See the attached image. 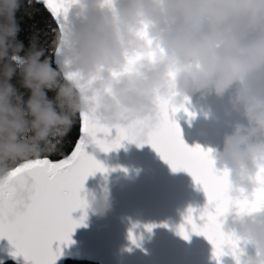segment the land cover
<instances>
[{"label": "clouds", "instance_id": "1", "mask_svg": "<svg viewBox=\"0 0 264 264\" xmlns=\"http://www.w3.org/2000/svg\"><path fill=\"white\" fill-rule=\"evenodd\" d=\"M24 2L0 0V180L53 155L82 115L109 129L147 126L162 101L214 97L234 120L211 149L213 168L231 200L253 198L264 168V0H70L50 50L34 40L26 53ZM87 205L98 217L111 210L107 193ZM221 219L240 264H264V210L233 205Z\"/></svg>", "mask_w": 264, "mask_h": 264}, {"label": "snow or ice", "instance_id": "2", "mask_svg": "<svg viewBox=\"0 0 264 264\" xmlns=\"http://www.w3.org/2000/svg\"><path fill=\"white\" fill-rule=\"evenodd\" d=\"M26 2L29 9L42 7L47 11L55 24V28H50L55 38L60 28L61 14L65 11L63 5L70 0ZM33 14L28 13L30 16ZM180 111L189 117L194 116L185 105L175 106L162 101L155 123L115 128V138L110 141L107 138L113 129L93 124L82 115L79 139L77 135L71 139L65 137L53 154L58 159L45 156L25 162L0 180V238H7L15 249L14 255H22L27 264H56L61 249L57 247L53 250V244L71 243L72 233L82 226L86 218V213L80 220L72 218L73 212H85L88 207L87 200L81 196L85 181L98 172L104 174L108 171L85 149L91 143L100 151L108 153L122 147L123 141H128L138 147L151 145L173 172H187L206 194L208 203L205 208L198 217H194V210L189 209L185 223L178 228V234L185 240L191 234L203 236L212 245V255L217 264H221V258L228 254L232 255L235 264H240L239 243L222 231L221 218L233 205L249 212L264 210V168L257 173L259 187L251 200H231L227 174H219L214 170L212 150H205L199 145L189 147L184 142L175 119ZM98 134H103L105 138L99 139ZM21 185L27 192L24 198L19 194ZM136 227L138 225L133 226ZM144 227L151 232L156 225ZM129 239L137 244L132 230L129 231Z\"/></svg>", "mask_w": 264, "mask_h": 264}, {"label": "water", "instance_id": "3", "mask_svg": "<svg viewBox=\"0 0 264 264\" xmlns=\"http://www.w3.org/2000/svg\"><path fill=\"white\" fill-rule=\"evenodd\" d=\"M194 113L184 111L175 119L182 138L189 147L199 145L205 150L222 148L223 136L231 131L234 117L226 116V101L210 97L192 98L185 105ZM104 139L103 134H98ZM115 138V130L107 138ZM85 151L101 162L107 173H96L85 181L81 196L87 202L107 193L111 210L103 217L90 210L72 213L74 220L86 218L72 233L71 243L53 244L61 249L56 264L67 261L93 264H217L212 245L203 237L191 234L188 240L178 234L185 223L189 209L194 217L207 205V197L187 172H173L170 166L149 144L138 147L122 142V147L104 153L89 143ZM202 223V221H198ZM134 225L138 227L133 228ZM145 225H156L151 232ZM162 225H166L162 226ZM132 230L137 244L129 239ZM190 230V229H189ZM251 254V249L246 250ZM15 249L7 238H0V264L12 262L27 264L24 257L14 255ZM221 264H234L230 256L221 258Z\"/></svg>", "mask_w": 264, "mask_h": 264}, {"label": "trees", "instance_id": "4", "mask_svg": "<svg viewBox=\"0 0 264 264\" xmlns=\"http://www.w3.org/2000/svg\"><path fill=\"white\" fill-rule=\"evenodd\" d=\"M29 12H33V15H28ZM16 21L19 25L20 31L17 35V40L22 42L24 47V52L26 53L32 46L33 41L35 40L36 46L50 50V45L53 43L54 37L50 31V28H55V24L52 22L47 11L42 8H33L29 9L27 2L25 0L21 9L16 13ZM13 83L19 88L18 82L14 79ZM23 91V89H21ZM51 98L54 93H49ZM27 98V94L25 95ZM79 128L80 120L78 119L75 123L72 132L68 134V138L71 139L73 136L77 135L79 139ZM50 159L56 160L57 156L51 155ZM4 264H14L12 262H7ZM65 264H93L89 262H80V261H67Z\"/></svg>", "mask_w": 264, "mask_h": 264}]
</instances>
